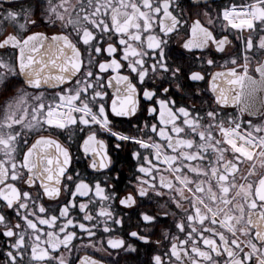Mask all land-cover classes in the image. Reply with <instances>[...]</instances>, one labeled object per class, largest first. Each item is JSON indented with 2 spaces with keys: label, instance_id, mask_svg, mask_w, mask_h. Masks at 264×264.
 Here are the masks:
<instances>
[{
  "label": "snow or ice",
  "instance_id": "1",
  "mask_svg": "<svg viewBox=\"0 0 264 264\" xmlns=\"http://www.w3.org/2000/svg\"><path fill=\"white\" fill-rule=\"evenodd\" d=\"M256 8L264 10V0L203 11L193 2L189 11L200 10L186 18L178 0H0V26L13 29L0 39V264H264V179L243 183L264 169V125L241 132L242 123L190 102L199 96L196 86L209 81L215 98L226 103L228 85H242L248 76L249 57L264 56V16H253ZM42 20L52 35L30 31ZM133 32L147 54L127 52ZM149 36L158 37L154 46ZM81 48L88 58L83 68ZM216 56L225 58L224 68ZM255 72L264 75V64L258 61ZM49 87L57 90L49 94ZM192 120L206 122L208 130L195 131ZM228 146L233 159H225ZM213 157L221 204H230L238 186L248 210L247 231L233 225L231 240L208 227L202 197H192L187 223L177 220L185 210L172 185L157 177L161 167L173 170L179 187L185 172L207 175L191 166ZM149 161L157 167L147 169ZM241 161L249 167L237 185ZM185 183L204 191L202 184ZM209 211L213 225L235 220L223 208ZM101 216L107 219L98 225ZM197 223L204 227L195 229ZM97 239L105 253L81 254V245ZM177 240L179 256L173 255ZM40 247L51 255H39Z\"/></svg>",
  "mask_w": 264,
  "mask_h": 264
},
{
  "label": "flooded vegetation",
  "instance_id": "2",
  "mask_svg": "<svg viewBox=\"0 0 264 264\" xmlns=\"http://www.w3.org/2000/svg\"><path fill=\"white\" fill-rule=\"evenodd\" d=\"M193 2H198L200 4L201 11L204 10L205 7L208 8H222L228 5V3H240L241 0H178V3L180 5V8L185 10V17L190 15L196 14L200 9H194L189 11L188 5ZM180 9H178L179 11ZM253 16H264V10L256 8L254 9ZM196 17L192 16L191 19H187L186 22L190 26L192 21L195 20ZM202 23L207 26L206 20L201 21ZM247 21L242 20L241 26L246 24ZM44 25H48V27H44ZM56 28H59V24L57 23ZM10 31H13L11 24L0 26V39L5 38L6 34ZM30 31H43L46 35H52L53 34V28L52 25L48 24L47 21L41 22V25L30 29ZM22 34L25 33H18L22 37ZM184 33L180 32L179 36H183ZM245 35L253 36L255 35V32L248 31L245 33ZM130 36H135V40H130L127 47V52L131 53L133 55L136 54L137 51L147 54V48L145 47V42L141 41L139 39V33L133 32L130 34ZM264 39V37H262ZM158 42L157 36H149L147 38V44L148 46H154ZM175 42V41H174ZM79 46V45H78ZM11 46H9L10 48ZM216 51L215 48H212L210 52L206 53V55H211V52ZM0 55H5L4 49L0 47ZM171 57V53H169ZM235 55V53H233ZM81 59H82V65L81 67L86 66L87 62V52L85 49L81 48ZM94 59V58H93ZM173 60H175V57H172ZM217 64L220 65V68H224V59L220 56L215 57ZM260 62L264 64V56L259 57H249V64L248 69L249 73L248 76L244 79V81L241 84H230L228 85V95L226 98V103L220 104L218 99H216V93L211 89L210 82L205 81L200 84H198L196 87L199 91V96L194 101H190L193 103V107H199L201 109L207 110L208 108H215L217 115L220 117L221 120H226L229 123L232 121H235L237 123H242L241 129L239 131L243 132L245 130L246 125H264V75H261L258 72H255L256 64L257 62ZM241 65L244 63L243 59H241ZM219 69L216 68H209L208 71H216ZM237 70L240 71V66H237ZM110 71V70H109ZM57 89L54 88H47V91L49 94L56 91ZM110 91V90H109ZM190 95V94H189ZM180 98L177 97V100ZM158 118V117H157ZM173 119L175 117L173 116ZM180 122V121H178ZM189 123H192L195 125V131L197 132H204L208 130V125L206 122L202 120H192L189 121ZM166 134V133H162ZM185 134L188 136H191V132H189L187 129H185ZM213 135L217 138H221V133L216 130L214 131ZM225 135H227V132H225ZM195 139H199L198 136L194 137ZM153 140V143L156 144L157 151H161L163 148V145L161 142L155 141V138H151ZM226 144V141H225ZM243 147V146H241ZM75 149H73L74 151ZM169 159H172L171 157ZM225 159H233L231 155L230 146H228V151L225 152ZM180 163L183 164V160H180ZM73 164L75 165V161H73ZM215 164V158H212V161L209 163H206V161H198L195 164H193L191 167L196 170H207V175L200 176L195 175L192 171L185 172L181 175V177H177V179L181 180V184L179 187H177L174 183L173 178V170L165 171L163 167L160 168V171L157 173V177L160 180V182H167L168 184L172 185V187L175 189V196L174 199L178 202V206L181 209H184L185 211L181 212L178 216H175V209L168 208L167 204L164 202H161L163 204L164 210L169 211L170 215H174L175 218L179 221H182L184 223H187V209H189L190 204L192 202V197H195L196 199H200L201 197L204 200L203 206L200 205L201 209L204 212H207L209 215V223L208 227L213 229L217 233H221L223 238L225 240H231L232 235L230 229L235 226L238 233L240 232H246L247 231V223L246 217H247V207L246 205H243L242 202V191L239 189V187H233L231 191V202L228 205H222L220 202L221 197V191L217 187V183L213 177V174L211 172V168ZM78 166V165H76ZM157 167L155 163L152 161H149L146 165V168L151 170L153 168ZM238 167H242L241 171L237 174V185L241 182L240 178L245 176V171L249 167L247 163L244 161L240 162V165ZM128 179L127 172L120 177L121 186L125 183V181ZM147 179H151V177H148ZM257 179H264V169H257L256 174L253 176L248 177L247 179L243 180V183L245 185H248L249 182H255ZM190 180L194 186L203 185L204 191L202 193H196L191 190H189L187 184L185 181ZM84 192H87L86 187H82L81 189ZM191 192V193H189ZM215 196L216 202L213 203L212 197ZM107 203V202H105ZM2 206V205H0ZM209 208H223V210L227 213H232L235 216V220H233L232 224H224L223 227L221 225H213L210 223V218L212 213L209 211ZM243 208V211L241 209ZM113 211H115L113 207ZM97 224L99 225L101 222L105 221L107 217L101 216L96 217ZM47 227V226H45ZM195 229L200 230L204 227V225L197 223L194 225ZM225 229H229L226 231ZM163 231V229H162ZM242 239H248L247 236H243ZM3 242V237L0 236V243ZM54 242H58L54 241ZM34 243V241H33ZM75 243L79 244V240L77 239ZM176 247L173 250V255L179 256L180 252L183 251L182 246H179V241L173 242ZM161 248L166 247V245L163 244V241H161ZM39 247V246H37ZM93 248L98 249L101 253H105L107 250L104 248V245L97 239L90 247L84 248L83 245L80 246V251L82 253H93ZM238 251V250H237ZM35 252V250H34ZM41 256L44 255H51V252H49L47 249L40 247V251L38 253ZM80 253H77L75 248L72 249V255L73 256H79ZM201 254H203V250H201ZM69 256V249L65 248L62 250V257L64 259H67ZM37 264H50V262H45L43 260L38 261ZM167 264V262H166ZM170 264H181V261L179 259L170 262Z\"/></svg>",
  "mask_w": 264,
  "mask_h": 264
},
{
  "label": "built area",
  "instance_id": "3",
  "mask_svg": "<svg viewBox=\"0 0 264 264\" xmlns=\"http://www.w3.org/2000/svg\"><path fill=\"white\" fill-rule=\"evenodd\" d=\"M189 193H191V192H189ZM192 194V193H191ZM193 195V194H192ZM197 200H199V199H197ZM201 206H203V207H205L203 204H201Z\"/></svg>",
  "mask_w": 264,
  "mask_h": 264
}]
</instances>
